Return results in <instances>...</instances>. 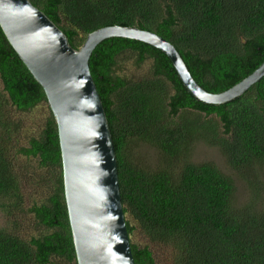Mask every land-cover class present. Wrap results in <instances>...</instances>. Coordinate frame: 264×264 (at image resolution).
<instances>
[{
    "label": "trees",
    "instance_id": "obj_1",
    "mask_svg": "<svg viewBox=\"0 0 264 264\" xmlns=\"http://www.w3.org/2000/svg\"><path fill=\"white\" fill-rule=\"evenodd\" d=\"M31 1L75 48L108 25L160 34L209 91L228 89L264 61V0ZM128 63L147 66L132 72ZM90 68L114 140L136 264H264V76L231 101L208 103L187 89L166 53L127 37L98 44ZM40 105L44 116L32 125L38 116L30 113ZM141 142L159 150V164L137 160ZM199 144L218 148L256 188L248 202L235 203L234 177L214 161L192 160ZM19 155L36 160L39 166L26 161L39 172L23 175ZM31 182L44 193L27 208ZM0 211L10 219L0 227V264H78L58 126L43 87L1 26ZM27 220L36 234L22 235Z\"/></svg>",
    "mask_w": 264,
    "mask_h": 264
},
{
    "label": "water",
    "instance_id": "obj_2",
    "mask_svg": "<svg viewBox=\"0 0 264 264\" xmlns=\"http://www.w3.org/2000/svg\"><path fill=\"white\" fill-rule=\"evenodd\" d=\"M0 26L43 87L57 126L70 227L78 264H136L123 207L118 160L106 110L90 68L102 41L127 37L166 53L187 89L225 103L264 76V61L226 90L213 92L193 76L177 47L160 34L120 24L87 34L79 48L31 0H0ZM245 41V40H244Z\"/></svg>",
    "mask_w": 264,
    "mask_h": 264
},
{
    "label": "rangeland",
    "instance_id": "obj_3",
    "mask_svg": "<svg viewBox=\"0 0 264 264\" xmlns=\"http://www.w3.org/2000/svg\"><path fill=\"white\" fill-rule=\"evenodd\" d=\"M147 66V64H145L142 68H138L135 65L128 63L126 65L128 71H132L135 72L136 71H142L143 68H145ZM131 73V72H129ZM44 111H45V107L43 105L38 106L34 111H32L30 113V115L33 117L35 115H37L38 117H36L35 120L30 121L32 122V125L34 123V121L36 120H40L41 118H43L44 116ZM29 115V116H30ZM138 161H141L142 163H144L145 165L148 166H156L157 164L160 163L161 161V153L159 152V150L153 146H151L150 144L147 143H139L138 146H135V150L133 153ZM192 160L194 161H202V160H211L214 161L218 167L225 172L228 175H231L234 177V181L236 184V194H235V203L236 204H244L246 202H248L252 196L256 191V188L247 183L246 181H244L238 174L237 172L230 167V165L228 164V162L226 161L225 156L220 152V150L216 147H210L206 144H199L195 147L194 152H193V156H191ZM26 160H29L31 163L38 165L36 160H31V159H27L24 155H19L18 161L20 163H22V173L23 175H27L30 177L31 173L33 171L39 172L40 168H33L31 167ZM37 163V164H36ZM39 166V165H38ZM262 168V167H261ZM260 168V170H261ZM262 175L259 178L260 182H262L264 184V167H263V172L261 171ZM29 179V178H28ZM35 189V190H34ZM25 192L27 193V204L26 207H30L32 200H33V196H36V194H41L44 193L43 190L39 189L37 186H35V184L33 182L28 183L25 187ZM260 194V201L259 204H261V202L264 199V194L263 192L258 193ZM26 218L28 219H32L33 216L32 214L28 213L26 215ZM7 217H5V214L3 212L0 211V227L3 226H8L10 223L8 222ZM22 235H30V234H36V229L34 228V226H32V224L29 223V220H27L26 224L23 225V228L21 230ZM136 240H139L138 237L135 238ZM55 264H59V262L56 261Z\"/></svg>",
    "mask_w": 264,
    "mask_h": 264
}]
</instances>
